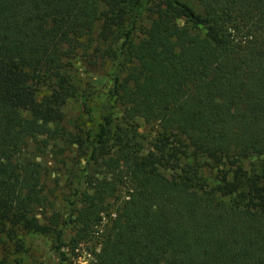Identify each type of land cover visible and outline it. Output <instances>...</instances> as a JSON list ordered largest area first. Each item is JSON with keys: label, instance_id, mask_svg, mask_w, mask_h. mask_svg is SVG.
I'll return each mask as SVG.
<instances>
[{"label": "trees", "instance_id": "trees-1", "mask_svg": "<svg viewBox=\"0 0 264 264\" xmlns=\"http://www.w3.org/2000/svg\"><path fill=\"white\" fill-rule=\"evenodd\" d=\"M146 1L0 0V264L26 233L62 261L75 226L97 233L86 264H264V0ZM86 39L112 62L91 132L66 114ZM37 136L84 147L61 219Z\"/></svg>", "mask_w": 264, "mask_h": 264}, {"label": "rangeland", "instance_id": "rangeland-1", "mask_svg": "<svg viewBox=\"0 0 264 264\" xmlns=\"http://www.w3.org/2000/svg\"><path fill=\"white\" fill-rule=\"evenodd\" d=\"M155 0H149L147 7ZM132 14L128 13L125 20V27L132 21ZM143 17V16H142ZM144 18V17H143ZM141 21L140 23H143ZM86 39L83 47L70 62V72L74 76L80 95L67 106L66 114L69 119L78 118L81 112L86 111L88 118L86 123L80 125V130L91 132L96 129L105 113L104 100L109 87V76L112 70V62L97 51L99 46L95 41ZM122 106L117 105L114 109V123L117 127L123 125ZM84 114V115H86ZM85 120V119H84ZM83 120V121H84ZM81 124V120H76ZM67 128H71L69 125ZM135 128L145 136H150V126L144 124L140 119H135ZM75 128L72 129V132ZM71 140V139H69ZM84 147L76 144L62 142L57 139H49L45 136L31 138L27 143V153L37 160L43 168L44 192L48 200V206L42 210L43 215L49 216L52 212L59 215V219L65 216V205L71 200L72 187L80 169V156ZM81 152V153H80ZM102 175H98L99 177ZM107 183L108 177L104 178ZM119 198L106 197L104 203L109 204L108 208H115L119 205ZM95 235H86L77 231V227H70L64 237V245L60 249L62 261L57 259L52 252V241L49 235L26 233L20 236L18 245L20 250L10 255L11 264H64L71 261L76 264H86L90 259V250L98 246Z\"/></svg>", "mask_w": 264, "mask_h": 264}]
</instances>
